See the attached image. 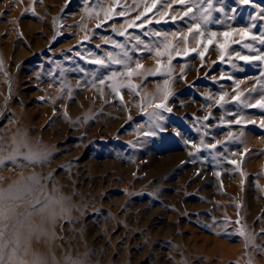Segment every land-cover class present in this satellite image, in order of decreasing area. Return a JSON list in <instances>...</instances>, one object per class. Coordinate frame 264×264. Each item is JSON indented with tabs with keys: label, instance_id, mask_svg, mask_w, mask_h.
<instances>
[{
	"label": "rangeland",
	"instance_id": "rangeland-1",
	"mask_svg": "<svg viewBox=\"0 0 264 264\" xmlns=\"http://www.w3.org/2000/svg\"><path fill=\"white\" fill-rule=\"evenodd\" d=\"M262 102L264 0H0L5 264H264Z\"/></svg>",
	"mask_w": 264,
	"mask_h": 264
},
{
	"label": "snow or ice",
	"instance_id": "snow-or-ice-1",
	"mask_svg": "<svg viewBox=\"0 0 264 264\" xmlns=\"http://www.w3.org/2000/svg\"><path fill=\"white\" fill-rule=\"evenodd\" d=\"M180 2L183 3V0H180ZM242 2H243V3H248L249 0H242ZM210 7H211V5H210ZM213 35H215V34L213 33ZM201 56H203V53H201ZM244 59H247V58L244 57ZM260 106L264 107V102H262ZM161 107H162V105H161ZM168 111H171V109H168ZM261 126L264 127V121L261 122ZM26 158H27V157H26ZM2 163H3V159H0V164H2ZM38 203H39V202H38ZM44 206H45V205L41 204L40 208H39V209H36V210H37V211H40ZM30 214H31V213H30ZM0 215H3V213H0ZM2 235H3V234L0 233V236H2ZM0 264H5L4 257H3V255H2V250H0Z\"/></svg>",
	"mask_w": 264,
	"mask_h": 264
},
{
	"label": "bare ground",
	"instance_id": "bare-ground-1",
	"mask_svg": "<svg viewBox=\"0 0 264 264\" xmlns=\"http://www.w3.org/2000/svg\"><path fill=\"white\" fill-rule=\"evenodd\" d=\"M87 102H88V101H87ZM77 110H78V109H77ZM54 195H55V193H54ZM55 196H56V195H55ZM1 197H3V199H1V205H2L4 202L9 201V191H4V192H2ZM56 197H57V196H56ZM54 198H55V197H54ZM54 198L50 199L49 202H48V204H51V203H52V206H53L52 209H54V207H55V202H53V199H54ZM54 215H55V213L52 212L51 217H50V219H51L52 221L54 220Z\"/></svg>",
	"mask_w": 264,
	"mask_h": 264
}]
</instances>
